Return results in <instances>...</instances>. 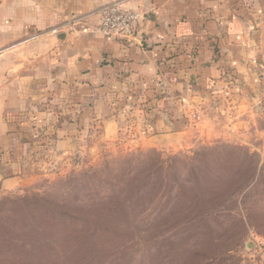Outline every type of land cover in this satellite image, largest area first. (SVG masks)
<instances>
[{
    "label": "crops",
    "instance_id": "0c3cea01",
    "mask_svg": "<svg viewBox=\"0 0 264 264\" xmlns=\"http://www.w3.org/2000/svg\"><path fill=\"white\" fill-rule=\"evenodd\" d=\"M114 3L139 15L128 39L91 32ZM261 83L264 0H0L1 189L19 186L20 171L5 173L31 149L11 130L16 112L57 151L95 125L103 140L130 128L141 144L182 133L208 87L248 105Z\"/></svg>",
    "mask_w": 264,
    "mask_h": 264
},
{
    "label": "rangeland",
    "instance_id": "374dc122",
    "mask_svg": "<svg viewBox=\"0 0 264 264\" xmlns=\"http://www.w3.org/2000/svg\"><path fill=\"white\" fill-rule=\"evenodd\" d=\"M259 87L256 101L244 105L210 86L202 109L186 105L182 133H153L141 144L130 128L103 140L95 125L76 146L57 151L51 132L27 134L16 112L11 130L31 149L15 150L19 169L5 173L20 171L19 186L3 191L0 181V244L20 248L0 251V264H264V83ZM152 164L163 168L165 189L179 182L182 195L199 201L194 216L160 219L170 196L164 188L143 193L153 182L142 185L143 170ZM24 203L66 206L102 216L101 223L117 217L112 228L122 233L81 256L57 220L42 226L30 211L23 216Z\"/></svg>",
    "mask_w": 264,
    "mask_h": 264
},
{
    "label": "trees",
    "instance_id": "16d2710c",
    "mask_svg": "<svg viewBox=\"0 0 264 264\" xmlns=\"http://www.w3.org/2000/svg\"><path fill=\"white\" fill-rule=\"evenodd\" d=\"M143 174L146 177V180L143 181V186L149 184V182H151V178L153 181L150 188L147 191L143 192L144 194L156 193L164 188L163 192L169 194L170 196L166 202V204H168V207H165L164 211L159 214L162 221L178 218V220L176 221L179 222L180 220H186L187 218L195 215L194 209H196V207L198 206L199 201L192 202L193 199L182 195L184 187L179 182L174 183V187L165 189V183L163 181L165 173H163V168L161 166L152 164L150 169L143 170ZM134 179L129 181H134ZM138 189L139 187L134 188V190ZM194 189V192L201 193V188L198 185H196ZM180 197H182L185 201L183 202ZM136 198L140 199V197ZM201 199L202 198H200L199 200ZM115 204L120 205V201ZM181 207H183V209L177 211V209ZM27 210L33 213L34 219H36L37 222L42 226L49 220H57L59 225H61L63 229L62 231L65 235V238L67 240H73L74 243L75 241H77L80 244V249L78 250V252L81 256H86V252H88L96 242H101L103 246L105 244L103 240L109 242L110 237L115 239L120 238L119 235L122 233L121 231L116 230L114 232V229L112 228L117 223V217H109L107 221L105 220L104 223H101V221H103L102 216L84 213L82 211H74L72 209H68L66 206H56L54 208H48L44 203H24L23 209H19L23 216L28 214ZM13 211H16V209H13ZM23 216H21V219H23ZM190 220L192 221L194 220V218ZM0 229H2L4 233H6L5 228ZM0 235L2 234L0 233ZM18 247L19 246L15 245L14 243H9L8 245H6L5 242H3L2 244H0V251L4 249L5 251L11 250L13 251L12 253H14V249L20 250V248Z\"/></svg>",
    "mask_w": 264,
    "mask_h": 264
},
{
    "label": "built area",
    "instance_id": "2783aa9c",
    "mask_svg": "<svg viewBox=\"0 0 264 264\" xmlns=\"http://www.w3.org/2000/svg\"><path fill=\"white\" fill-rule=\"evenodd\" d=\"M138 20L139 15L136 12L114 3L101 9L100 21L91 32L109 39H128L132 37ZM81 31L82 33L88 32L87 29H82Z\"/></svg>",
    "mask_w": 264,
    "mask_h": 264
},
{
    "label": "water",
    "instance_id": "95a60500",
    "mask_svg": "<svg viewBox=\"0 0 264 264\" xmlns=\"http://www.w3.org/2000/svg\"><path fill=\"white\" fill-rule=\"evenodd\" d=\"M157 138H160V137H157Z\"/></svg>",
    "mask_w": 264,
    "mask_h": 264
}]
</instances>
